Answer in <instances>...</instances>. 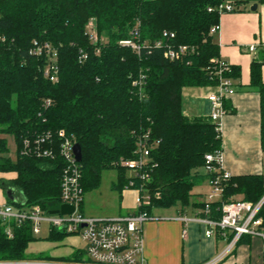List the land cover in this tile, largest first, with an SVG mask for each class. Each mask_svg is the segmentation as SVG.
I'll return each instance as SVG.
<instances>
[{
  "label": "trees",
  "instance_id": "16d2710c",
  "mask_svg": "<svg viewBox=\"0 0 264 264\" xmlns=\"http://www.w3.org/2000/svg\"><path fill=\"white\" fill-rule=\"evenodd\" d=\"M251 1L255 0H233L232 11ZM224 3L0 0V136H11L15 147L12 161L5 138H0V173L14 175L1 183L6 204L19 206L24 202L47 212L60 206L65 163L58 153V133L63 132L80 146L84 195L99 189L105 171L116 173L113 190L124 188L131 177L121 163L135 160L136 142L146 135L150 181L135 180V187L143 184L149 202L138 212L150 216L152 210H184L196 184L202 177L209 178L201 174L204 156L221 149V137L207 119L183 115L181 94L186 87H212L217 83L212 60L219 59V48L209 31L218 25V7ZM91 19L98 35L96 44L85 35ZM135 31L138 53L119 44L133 40ZM45 44L57 55L55 83L43 76L48 58L31 53ZM179 47L192 52L188 50L174 61L165 58V52ZM261 51L264 53V49ZM83 56L86 58L80 61ZM263 63H251L250 85L259 94L264 150ZM230 67L226 76L237 79L239 68ZM140 79L141 86L134 85ZM47 101L49 106L43 107ZM45 135L50 138L42 148L50 150L51 157L23 154L24 140L32 143ZM223 188L221 200L210 208L208 217L214 221L222 216L217 210L222 202L240 196L241 201L255 204L264 195L260 176L231 177ZM257 217L264 227V203ZM13 233L9 240L0 227V260L27 259L30 243L60 242L70 236L52 230L41 239L34 237L26 225L14 228ZM34 259L51 260L42 256ZM61 260L84 262V252L76 251Z\"/></svg>",
  "mask_w": 264,
  "mask_h": 264
},
{
  "label": "built area",
  "instance_id": "2783aa9c",
  "mask_svg": "<svg viewBox=\"0 0 264 264\" xmlns=\"http://www.w3.org/2000/svg\"><path fill=\"white\" fill-rule=\"evenodd\" d=\"M231 4L224 3L218 7V12L223 14L231 12ZM211 10L209 9L208 12ZM219 26L212 27L210 35L216 33ZM85 35L89 42L96 44L98 35L95 30V22L89 20L85 27ZM166 36V34H164ZM137 32H133V40L121 41V46L129 47L138 53L140 45L135 42ZM170 37H173L171 34ZM34 45H36L34 43ZM159 46V45H158ZM264 49V45L260 46ZM187 47H179L176 51H167L165 58L170 61L181 59L188 53ZM256 45L247 48L248 53H254ZM192 52L191 50H189ZM31 53L35 56H46V64L43 76L51 83L57 82L58 66L56 64V52L47 44L42 47H35ZM86 57H80V61ZM215 66V76L217 83L215 90L206 96L209 104V114L207 120L214 126L215 132L220 135L222 131V119L229 112L225 108V101L235 92L233 80L226 76L231 71V65L219 59L212 60ZM134 85L141 86V79ZM49 102H45L43 107H48ZM60 143L58 153L62 157L65 167L60 182V205H68L73 211L65 215H50L49 212L42 210L39 206H28L24 202L19 206L8 204L0 205V227L7 239L14 236V228H20L24 225L30 228L34 237H39L43 226L47 227L48 233L52 230L67 235L78 236L84 243V262L75 261H52L38 259H3L0 264H147L143 251L142 226L149 221L151 217L146 212H138L148 205L149 198L144 192L143 184L135 187V180L142 183H148L150 176L147 172L148 167V142L147 136L143 135L136 142V158L133 161L122 162L121 164L129 172L131 180L125 185L124 189H133L137 192L136 205L137 211L130 215L117 218H92L85 216L81 211L83 203V190L81 187V174L79 163L75 161L72 151L74 141L67 138L63 132H59ZM50 136H39L32 143L29 140L23 142V154H36L37 156L51 157L50 150H45L42 145L48 142ZM203 170L209 175L208 184L209 193L206 195L201 209L203 218H179L184 225L182 229V238L186 236L185 225L189 221H197L205 226V238H212L219 235L227 240L225 249L214 258L208 259L199 264H219L235 248L236 244L243 236L258 238L263 242L261 253V264H264V227L261 218H258V212L264 203L263 197L255 204L235 200L232 202L220 204L217 208L222 214L219 221L209 219L210 208L221 200L223 184L231 178V175L225 171L224 159L221 149L215 150L204 156ZM59 208V207H58ZM57 208V209H58ZM56 209V210H57Z\"/></svg>",
  "mask_w": 264,
  "mask_h": 264
},
{
  "label": "crops",
  "instance_id": "0c3cea01",
  "mask_svg": "<svg viewBox=\"0 0 264 264\" xmlns=\"http://www.w3.org/2000/svg\"><path fill=\"white\" fill-rule=\"evenodd\" d=\"M232 2L233 0H225L226 4ZM253 5H256L255 10H251ZM218 26V31L211 36L219 48V58L240 70L239 77L232 79L235 92L225 101L229 113L224 116L221 124L224 168L231 177L260 176L264 184L259 94L257 89L250 85L251 63L264 60V53L260 47L264 45V2L251 1L234 11L221 14ZM251 45H256V50L252 54L247 52V48ZM260 73L264 83V63ZM214 90V86L183 88L181 94L183 115L188 119H207L209 104L206 96ZM201 174L205 175L204 170H201ZM5 175L8 176V180L14 178L13 174ZM113 179L110 183V191L116 194L111 198L112 202L117 201L115 208L110 212H96L85 202L90 199L85 194L81 205V211L85 216L117 218L137 211L135 202L137 192L124 188L113 190L116 176ZM209 190L208 178L202 177L193 188L189 205L184 210L173 208L151 211V219L142 226L143 251L147 264H199L214 258L225 249L227 240L219 235L205 238V226L197 221H189L185 225L186 236L182 238L184 224L178 219L203 218L201 205ZM240 199V196L236 197V200ZM5 203V195L0 190V205ZM46 233L47 237L49 233L48 231ZM40 237L41 235L38 238ZM73 238L81 241L78 236L70 235L60 242L41 240L30 243L26 254L32 259L35 256H42L52 261H62V258L69 257L76 251L84 252V243L81 241L83 246H79ZM262 247L263 242L260 239L243 236L233 251L219 264H261Z\"/></svg>",
  "mask_w": 264,
  "mask_h": 264
},
{
  "label": "rangeland",
  "instance_id": "374dc122",
  "mask_svg": "<svg viewBox=\"0 0 264 264\" xmlns=\"http://www.w3.org/2000/svg\"><path fill=\"white\" fill-rule=\"evenodd\" d=\"M104 39V38H103ZM0 138H5L7 142V148H8V157L14 161L15 160V147H14V142L13 138L11 136H6V137H1ZM116 176V173L114 171H105L102 173L101 177V185L100 188L96 191H93L91 193L86 194L85 196H89L90 199L88 198L87 202L90 204V207L96 212H110L113 208H115V204H117V201L115 200L112 202L111 198L112 196H116V194L111 193L110 191V183L113 181L114 177ZM8 180V176L5 175L4 173H0V190L1 189V183L4 181ZM2 196V195H1ZM47 227L43 226L42 228V234L40 238L46 237L47 233ZM73 240L76 242L77 245L83 246L81 241L79 239L73 238ZM27 259H32V258H27Z\"/></svg>",
  "mask_w": 264,
  "mask_h": 264
},
{
  "label": "water",
  "instance_id": "95a60500",
  "mask_svg": "<svg viewBox=\"0 0 264 264\" xmlns=\"http://www.w3.org/2000/svg\"><path fill=\"white\" fill-rule=\"evenodd\" d=\"M256 5H253L251 10H255ZM75 161L80 163L81 161V149L78 144H74L72 148ZM7 195L9 196V192H7ZM73 211L72 207L68 205H60L57 210H52L49 212L50 215H65V214H70Z\"/></svg>",
  "mask_w": 264,
  "mask_h": 264
}]
</instances>
